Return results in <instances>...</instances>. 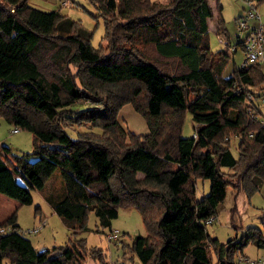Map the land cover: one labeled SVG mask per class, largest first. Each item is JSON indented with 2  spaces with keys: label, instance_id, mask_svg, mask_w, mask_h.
I'll return each instance as SVG.
<instances>
[{
  "label": "trees",
  "instance_id": "obj_1",
  "mask_svg": "<svg viewBox=\"0 0 264 264\" xmlns=\"http://www.w3.org/2000/svg\"><path fill=\"white\" fill-rule=\"evenodd\" d=\"M210 1L89 0L106 42L94 46L92 31L58 9L0 0V116L33 136L30 151L0 145V194L16 200L0 221V264H86L88 257L109 264L78 234L90 211L101 230L111 229L119 207L141 215L146 233L129 245L140 264H237L249 241L264 249L257 226L225 242L206 230L227 188L249 198L264 183V126L253 116L262 112L264 66L223 74L243 42L231 43L221 6ZM213 20L224 38L216 50L208 35ZM125 103L143 115L147 133L119 122ZM188 111L195 136L182 135ZM56 169L62 186L46 199L68 239L39 250L21 233L15 210L31 204V190ZM198 177L209 181L200 199Z\"/></svg>",
  "mask_w": 264,
  "mask_h": 264
},
{
  "label": "rangeland",
  "instance_id": "obj_2",
  "mask_svg": "<svg viewBox=\"0 0 264 264\" xmlns=\"http://www.w3.org/2000/svg\"><path fill=\"white\" fill-rule=\"evenodd\" d=\"M28 0V3L42 10L58 9L61 13L78 21L85 32L92 31L91 42L97 46L100 42L103 46L105 41L101 40L104 32L103 20L100 16H96L97 10L89 0ZM165 1V0H153ZM257 10L264 20V0H254ZM221 6V14L224 18V25L227 29L228 37L232 44L239 39V29L235 22V17L238 13H243L244 3L242 0H218ZM212 7H216L215 0H211ZM209 44L212 50L221 48L223 36H218L214 30V20L209 23ZM243 61V50L237 46L233 51L231 58L227 62L223 74L230 75L233 66H239ZM264 86V84H263ZM262 112L259 114L260 119H264V106L261 105ZM117 119L128 131L135 134H144L148 132L146 121L141 113L136 111L130 103L123 104L117 112ZM191 112L188 111L184 116L182 127V135L190 136L193 133ZM87 126L82 129L86 130ZM99 132L100 129L93 128ZM68 133L75 136L76 132L68 128ZM32 133L26 129L18 128L6 121L3 116H0V145L5 144L11 148L14 153L30 151L33 145ZM237 138L231 141V149L234 155L237 154L236 145ZM70 173L69 170H66ZM141 176V174H138ZM61 170L56 169L55 172L47 179L45 185L41 189H32V203L23 204L16 209V220L18 221L21 230L37 226L40 224L38 220L41 214L42 220L45 219V224L36 232L25 234L29 237L34 246L49 247L52 245L63 244L68 239V229L64 225L62 219L58 217L51 209V206L46 199V196L51 193H56L62 186ZM209 181L198 177L196 179V199H200L208 193ZM5 198L8 203L13 201L12 198L6 195H0ZM9 200V201H8ZM236 205V210L231 215L232 207ZM6 204H4V207ZM38 206L37 210L35 208ZM14 208V207H13ZM12 208V210H13ZM5 209H2V211ZM6 212L7 215L11 213ZM264 183L259 190L254 191L249 198L246 197L243 191L237 193L234 197L232 189L227 188V194L224 200L218 205L216 215L211 218L206 224V230L211 236H216L221 242L237 236L240 237L242 231L247 226H257L260 228L264 236ZM85 225L87 230L79 233V236L85 238L86 246L101 248L103 254L106 255V260L109 264H120L126 262L129 264H140L138 257L130 252L129 245L132 238L136 234H145L146 229L142 222L139 211L133 207H119L118 215L111 221V229H103L98 226V219L95 214L90 211L87 214ZM100 231H97V230ZM117 234L116 238L109 236ZM108 236L110 238H108ZM264 261V249L257 247L254 242L249 241L241 252L235 256L237 264H252L250 261ZM7 259H3V264H6ZM86 264H96L89 257ZM257 264V263H255Z\"/></svg>",
  "mask_w": 264,
  "mask_h": 264
},
{
  "label": "built area",
  "instance_id": "obj_3",
  "mask_svg": "<svg viewBox=\"0 0 264 264\" xmlns=\"http://www.w3.org/2000/svg\"><path fill=\"white\" fill-rule=\"evenodd\" d=\"M244 3V12L236 18V24L239 29V36L243 42V61L240 65H247L251 63L262 64L264 66V20L261 18L254 0H242ZM64 3V2H63ZM224 42V39L222 40ZM260 105L264 106V93L259 98ZM258 119L261 125L264 126V119L259 118V114H253ZM192 136H195L192 133ZM40 224L26 230H21L22 234H28L38 231L43 225ZM114 238L116 234L109 235ZM108 236V238H110ZM252 264H264L263 260L250 261Z\"/></svg>",
  "mask_w": 264,
  "mask_h": 264
},
{
  "label": "crops",
  "instance_id": "obj_4",
  "mask_svg": "<svg viewBox=\"0 0 264 264\" xmlns=\"http://www.w3.org/2000/svg\"><path fill=\"white\" fill-rule=\"evenodd\" d=\"M62 2H64V0L62 1ZM240 13H238V15H239ZM237 15V16H238ZM236 16V17H237ZM235 17V18H236ZM209 23H210V21H209ZM209 25V24H208ZM209 29H210V25H209ZM224 39V38H223ZM1 195V194H0ZM4 195V194H3ZM1 197V196H0ZM9 201V200H8ZM4 204H6V206L4 207ZM15 205H16V200H14L13 199V201L11 202V203H8L7 202V200H5V198H1V202H0V221H2L4 218H6L8 215H10V213L7 215V213L6 212H9L10 210H12V208L13 207H15ZM2 209H5V210H3L2 211ZM14 209V208H13ZM52 209V208H51ZM53 211V210H52ZM12 212V211H11ZM51 214H53L54 213V211L53 212H50ZM18 220V219H17ZM16 220V223L18 224V221ZM38 220L39 221H43L42 220V217H41V214H39V217H38ZM44 221H45V219H44ZM19 225V224H18ZM36 247V246H35ZM50 247V246H49Z\"/></svg>",
  "mask_w": 264,
  "mask_h": 264
},
{
  "label": "water",
  "instance_id": "obj_5",
  "mask_svg": "<svg viewBox=\"0 0 264 264\" xmlns=\"http://www.w3.org/2000/svg\"><path fill=\"white\" fill-rule=\"evenodd\" d=\"M44 248H45V246H43V247H40V248H39V250H42V249H44Z\"/></svg>",
  "mask_w": 264,
  "mask_h": 264
}]
</instances>
